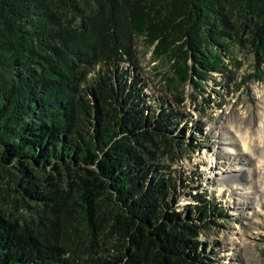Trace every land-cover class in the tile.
<instances>
[{
  "label": "trees",
  "instance_id": "1",
  "mask_svg": "<svg viewBox=\"0 0 264 264\" xmlns=\"http://www.w3.org/2000/svg\"><path fill=\"white\" fill-rule=\"evenodd\" d=\"M236 52L262 81L264 0H0V264H214L199 237L225 210L165 161L202 149L177 107Z\"/></svg>",
  "mask_w": 264,
  "mask_h": 264
},
{
  "label": "rangeland",
  "instance_id": "2",
  "mask_svg": "<svg viewBox=\"0 0 264 264\" xmlns=\"http://www.w3.org/2000/svg\"><path fill=\"white\" fill-rule=\"evenodd\" d=\"M240 67L231 84L214 73L202 86L189 84L185 101L177 107L190 127L198 125L203 147L188 149L176 162L168 163L181 180L207 190L225 210L219 225H211L199 239L214 252V264H264V155H251L246 145L258 150L262 145L256 130L264 110V79L249 77L254 71L252 57L236 52ZM137 61L146 92L170 100L165 74H171L170 62L153 59L152 50L138 41ZM197 91V93H196ZM197 94L193 100L191 94ZM150 100V99H149ZM202 136V137H201ZM189 188L179 197V207L191 202Z\"/></svg>",
  "mask_w": 264,
  "mask_h": 264
},
{
  "label": "bare ground",
  "instance_id": "3",
  "mask_svg": "<svg viewBox=\"0 0 264 264\" xmlns=\"http://www.w3.org/2000/svg\"><path fill=\"white\" fill-rule=\"evenodd\" d=\"M259 116H260V124L257 126L256 130H254V131L257 132V137L260 139V144L262 146L260 148H258V150L252 149L250 144L246 145L245 136H243V137L240 136L241 142L244 143V147H245L246 151H248L251 155H254L255 154L254 152L259 153V151H261L260 153L262 155H264V110L261 111Z\"/></svg>",
  "mask_w": 264,
  "mask_h": 264
}]
</instances>
